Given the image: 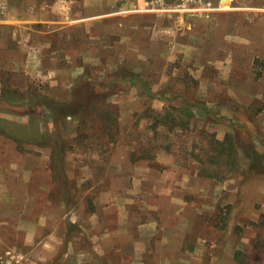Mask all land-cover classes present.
Here are the masks:
<instances>
[{
  "label": "rangeland",
  "instance_id": "obj_1",
  "mask_svg": "<svg viewBox=\"0 0 264 264\" xmlns=\"http://www.w3.org/2000/svg\"><path fill=\"white\" fill-rule=\"evenodd\" d=\"M204 1L0 0V264H264V0Z\"/></svg>",
  "mask_w": 264,
  "mask_h": 264
},
{
  "label": "trees",
  "instance_id": "obj_2",
  "mask_svg": "<svg viewBox=\"0 0 264 264\" xmlns=\"http://www.w3.org/2000/svg\"><path fill=\"white\" fill-rule=\"evenodd\" d=\"M135 74L129 75L130 77H133ZM135 77V76H134ZM84 85H76L72 90V97L71 99L67 101H58L55 99L48 98L45 96V103L44 106L49 111V113L52 115L53 118L56 119L58 115L62 114L64 116H71L74 118H81L83 117L90 108H93V87L90 83H83ZM2 96L5 100H22L24 99L25 95L24 92H22L20 89L10 87L9 85H5L1 92ZM24 96V97H22ZM44 96H41L39 98H42ZM35 108V107H34ZM36 109V108H35ZM174 112H173V110ZM177 111V112H175ZM145 116L149 118L150 120V127L155 130L160 125H169V129H173L174 127H186L187 125V116L191 114L189 109L186 108H178L176 110L175 107H169L164 108L162 111H157L155 108L148 106L144 112ZM34 115L31 114L30 120H29V128H30V138L33 142H36L38 144H51L54 146V150L56 151V154H58V160L61 162L62 158V149L61 145L63 144V140L61 136H55L51 134L49 131H41L39 130V127L37 123L34 121ZM7 120H3V122H6ZM2 130V129H1ZM2 132H4L2 130ZM5 134L11 135L10 131H6ZM217 145L222 146V151H227L229 157L231 158V163L237 162L238 155L236 148H233L229 145H226L223 143V141L216 140L215 141ZM215 144V143H214ZM221 150V149H220ZM247 157L250 158V162L248 163V167L253 171H258L260 165L258 164V160L262 157L261 154L257 152V150H251L249 154H247ZM59 167V164H57ZM61 173V168H55V174ZM239 255H242L241 251H236V259L239 261L243 260V257H240Z\"/></svg>",
  "mask_w": 264,
  "mask_h": 264
},
{
  "label": "built area",
  "instance_id": "obj_3",
  "mask_svg": "<svg viewBox=\"0 0 264 264\" xmlns=\"http://www.w3.org/2000/svg\"><path fill=\"white\" fill-rule=\"evenodd\" d=\"M193 1H195L196 3H198V4H203V5H195L193 8H192V10H197V11H199V10H201V11H203V10H210V9H212V5H211V2L210 1H204V0H193Z\"/></svg>",
  "mask_w": 264,
  "mask_h": 264
}]
</instances>
